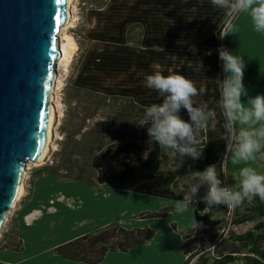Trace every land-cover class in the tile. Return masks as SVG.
Here are the masks:
<instances>
[{
    "label": "crops",
    "instance_id": "0c3cea01",
    "mask_svg": "<svg viewBox=\"0 0 264 264\" xmlns=\"http://www.w3.org/2000/svg\"><path fill=\"white\" fill-rule=\"evenodd\" d=\"M90 16L93 27L89 33L93 44L77 71L75 85L108 94L132 96L137 102L150 106L161 103L162 98L156 91L144 86V77L154 71V66L164 75L170 71L179 73L190 79L197 89L201 86L205 88V92L194 100L197 104L207 103L210 109L216 111V131L206 132V144L198 148L203 151L201 158H185L177 166H168L160 178L155 179L159 183L166 180L172 186V192L166 196L154 190L153 193L148 192L143 187L147 182L143 170L159 168L163 159L162 148L149 140L147 126L141 128L140 141L115 142L96 154L93 166L98 175L93 183L83 180L60 181L54 175L36 173L25 200L16 204L13 211L23 248L2 249L0 261L3 263L88 264L67 259L55 252V248L74 239V236L67 238V234L77 228V236H80L111 225L117 217L119 221V217L124 216L121 211L135 213L144 210V206L139 204L140 200L158 202L165 199L164 207L175 205L183 199V195L173 188L177 178L188 176L191 170L201 171L219 163L226 144L221 139L224 121L217 107L220 91L215 82L218 77L221 79L222 61L215 46L220 39L219 26L228 17L230 23L221 39L222 46L233 54L243 56L246 62L243 83L247 95L251 93L253 96L252 88L257 93L264 89V34L254 31L250 17L246 14H226L224 10L214 8L210 0H123L120 3L110 0L103 8L91 10ZM112 19L117 26L111 37L109 33L104 35L106 28L103 24ZM135 24H141L144 28L139 45L127 40L128 28ZM185 113L187 110L181 109L180 115ZM103 157L106 159L105 164L101 161ZM150 164H153L152 168ZM105 172L109 177L103 178ZM129 183L136 184L135 188ZM66 186H72L73 189L69 187L72 190H66ZM79 190L90 196V204L85 207L78 205L71 210L65 197L77 198L81 195ZM186 190L187 187L183 193ZM204 195V192L198 193L196 197L200 198L199 203L186 212L175 211V217L171 216L174 218L168 222L169 233L180 235L182 242V233L194 228H219L225 218L226 206L205 209L207 205L201 199ZM255 201L251 205L245 201L235 207L239 213L231 221L235 228L239 223L241 226L249 222L242 233L233 228L229 236V240L237 243L248 242V248L243 252L207 258L204 264H264V202L258 197ZM133 204L135 206L132 207ZM247 206L249 210H244ZM149 209L156 210L157 206ZM247 216L250 219H246ZM134 227L144 226L126 228ZM159 234L128 251H109L99 264H172L170 258H164L169 255L167 243L156 241ZM181 251L187 257L182 247Z\"/></svg>",
    "mask_w": 264,
    "mask_h": 264
},
{
    "label": "clouds",
    "instance_id": "9594fccd",
    "mask_svg": "<svg viewBox=\"0 0 264 264\" xmlns=\"http://www.w3.org/2000/svg\"><path fill=\"white\" fill-rule=\"evenodd\" d=\"M210 2L214 8L224 10L226 14L248 15L254 31L264 34V0ZM222 33L223 29L221 39L225 36ZM217 51L224 73L223 79H215L220 91L217 107L224 121L221 136L226 144L224 161L231 158L233 164H247L255 161L257 154L264 151V94L248 96L247 103L242 102L241 97L247 96L243 83L246 62L243 56L233 54L225 46H220ZM143 83L162 98L161 103L146 106L143 118L137 123L147 126L149 140L163 149L172 150L182 161L185 158H201L203 151L198 150L202 143L201 134L209 130L215 132L217 126L216 111L210 109L207 103L197 104L194 100L205 92V88L201 86L197 89L190 79L179 73L170 71L164 75L155 66L154 71L144 77ZM181 109L187 110L190 121L181 118ZM219 175L215 164L207 166L203 171L194 172L192 183L183 193V199L175 204V211L183 213L194 207L199 190L205 186L206 192L201 198L207 205L205 209L220 205L233 209L245 201L254 204L257 197L264 202V174L252 167H242L239 171L240 187L236 191L221 186Z\"/></svg>",
    "mask_w": 264,
    "mask_h": 264
},
{
    "label": "water",
    "instance_id": "95a60500",
    "mask_svg": "<svg viewBox=\"0 0 264 264\" xmlns=\"http://www.w3.org/2000/svg\"><path fill=\"white\" fill-rule=\"evenodd\" d=\"M69 16V0H0V236L27 164L48 150L58 33Z\"/></svg>",
    "mask_w": 264,
    "mask_h": 264
},
{
    "label": "trees",
    "instance_id": "16d2710c",
    "mask_svg": "<svg viewBox=\"0 0 264 264\" xmlns=\"http://www.w3.org/2000/svg\"><path fill=\"white\" fill-rule=\"evenodd\" d=\"M133 26L128 29V40L131 38ZM220 32L219 29V37ZM223 78L224 73L221 75V79ZM70 89L73 92L69 93L67 100L68 125L64 129L65 136L61 147L53 163L41 167L38 174L48 173L61 180L93 183L97 175L93 160L98 152L115 142L141 140L142 126L137 123L143 118L146 106L132 96L108 94L75 84ZM181 118L190 121L188 113L181 115ZM201 140L199 147L206 144V132L201 134ZM161 155L162 158L167 157L166 149L162 148ZM163 213L160 209L148 212L147 217H157ZM219 228L204 229L205 236L200 238L193 233L194 229L182 233L181 247L187 256L184 264H190L197 254H204L213 245L217 256L243 252L248 248V242L219 240ZM155 234V230L150 227L126 228L120 224L109 225L97 232L86 233L58 245L55 252L67 259L99 264L109 251H128ZM0 243V251L5 248L21 250L23 241L18 225L17 229H6ZM192 248H197V251ZM0 264L6 263L0 261Z\"/></svg>",
    "mask_w": 264,
    "mask_h": 264
},
{
    "label": "rangeland",
    "instance_id": "374dc122",
    "mask_svg": "<svg viewBox=\"0 0 264 264\" xmlns=\"http://www.w3.org/2000/svg\"><path fill=\"white\" fill-rule=\"evenodd\" d=\"M109 1L110 0H73V4L71 7V10H72L71 22L69 24H66L63 27H61V29L58 33L60 36L61 47H62L63 42L68 43L69 38H72L74 40L75 48L73 49V51L71 53V57H70L69 61L64 60L63 63L61 64L60 61L62 58H60L58 60V79H57V86H56V89L54 91V93L55 92L56 93L54 94V98H53V104L55 106V117H54V121H53V125H52V137H51V142H50L51 146L49 147V150L47 151L46 155L40 160V162H34V163H28L27 164L26 174L24 177L23 192H22L21 197L18 199L17 204L18 203L21 204L25 200L26 195L28 194L29 190L32 187V181L36 177L35 175H36V173H38L39 169L41 167H43L44 165L52 164L57 151L61 147V142L63 141L64 136H65L64 129L67 128V125H68L67 118H69L68 117L69 103L67 101L68 95H69V93L71 94L73 92V90H71L70 87L74 84V80H75V76L77 74V71H78L82 61L86 57L87 53L89 52L90 47L93 44L91 33H89L90 29L93 27V21H92V18L90 16V11L93 9L103 8L105 5L108 4ZM115 2L120 3V2H123V0H113V3H115ZM229 18L230 17H228L225 20V22L219 26V29L221 30V32L223 29V33H222L223 35L226 32V28L228 27V24L230 23ZM116 26H117V24L113 22V19L111 20V22L104 23L103 27L106 28V33L104 35L109 33L110 36L112 37L113 31L116 28ZM143 34H144L143 26L141 24H135L133 26L131 32H130L131 38H130V40H128V39L127 40H128V42L139 45L142 43ZM219 40L215 46L216 48H219L220 46H222L221 38ZM222 73H223V69L221 68V75H222ZM252 93H253L252 94L253 96L261 95V94H264V89H260L259 93H257L255 91V89L252 88ZM250 94L247 95V98L245 96L243 98L242 102H244L246 104L248 96H251ZM169 150L170 149H166L167 157H164L163 159H161L162 165L159 168H157V169H144L143 170L144 177L147 181L145 183V185H143V187L148 192L153 193V190H154V192L157 191L158 193H161L164 196L170 195V193L172 192V190H171L172 186L166 180H162L161 183L155 182V179H159L163 170L166 169L168 166L174 167V166H177V165L183 163V161L177 156V154L175 152H173L172 150H170V151ZM225 152H226V150H225ZM225 152L223 153L221 159L219 160V163L216 165L217 166V172L220 173L219 178L222 180L221 186L231 187L233 191L239 190V187H240L239 171L242 167H252L257 172L264 174V151L257 154V158L255 161H250L247 164H245L243 162L233 164L231 161V158H226L224 161ZM112 156H111V158H112ZM101 161L103 164H105L106 163L105 157H103V159ZM196 163H197V161H196ZM223 163H224V166H223ZM222 166H223V171H221ZM150 167L152 168L153 164H150ZM203 170H201V171H203ZM109 172H111V171H109ZM112 172L114 174V170H112ZM194 172H196V171L191 170V171H189L190 174L188 176H186L184 178H177L176 181L174 182L173 188L178 193H180V195L181 194L183 195L185 187H187V189H188V186L192 183V178L194 176ZM41 175H52V174L41 173ZM97 175H98V172H97ZM97 175H96V178L93 179L94 180L93 182H95V180L97 179ZM106 177H109V176H107V174L105 172V176H103V178H106ZM119 177H121V176H119ZM66 181H68V180H66ZM68 185H72V184H68ZM129 185H131V187L136 186V184L134 185L132 183H129ZM69 187H71L73 189L72 186H66V190L71 189ZM81 190H79L81 195L77 198H74V197L69 198L67 196L65 197V201L67 202V204L69 205L71 210H73V207L75 208L78 205H82L85 207L87 204L88 205L90 204V200H89L90 196H87V194L82 192ZM201 192H204V193L206 192V186L202 187L199 190L200 194H201ZM179 198H181V197H179ZM75 199L77 201H75ZM199 202H200V200H199ZM199 202H196L195 205ZM255 202L256 201H254V203ZM163 203H165V199H163L162 201H158V202H154L153 200H140L139 204L144 206V210H141V211L135 212V213H127V210L121 211V214L124 216L119 217L120 218L119 221L117 220L118 217L116 216L117 217L116 220H114V222L111 225L122 223L126 227H128V226L129 227L144 226V227H150L151 228V226H152V229H154L156 233L160 232L159 236H157L156 241L161 242V243H167L166 248H167V252L169 253V255H168V257L164 256V258H166V260L168 258H170V260L172 261V264H183V261H184V259L186 260V257L183 255V253L181 251L180 245L182 243V238L179 237L180 235H177V234L171 235L168 231V228H169L168 222H171V220L175 217V215H174L175 214V205H173V206L172 205H169V206L166 205V207H164ZM248 205H251V204L248 203ZM133 206H135V205L133 204L132 207ZM142 206H138V207H142ZM156 206H157L156 210L149 209V208L154 209V208H156ZM14 209H15V207H13L10 211L9 217H8L7 222H6L4 229H3V233H1V236H0V242H1L2 236L4 234V231L6 229H8L10 227L17 229V223L15 222V220H14L15 218L13 215ZM141 209H143V208H141ZM160 209L162 210V212H164L162 215L157 216V217H147L148 212L159 211ZM226 209H227V207H226ZM226 209H224V210L226 211ZM244 210H249V207L247 206ZM237 213H239V211L236 208L227 209V211L225 213V218L220 225L221 228H219V230H218L219 240L229 239V236H231V234L233 233V230H234L233 228H235L234 225L232 226L231 221L235 220ZM249 214H251V213H249ZM249 214L247 213L246 215H249ZM171 216H174V217H171ZM247 218H249V216H247L246 219ZM73 220H74V218H73ZM244 221L245 220H243L242 222H244ZM76 222H77V220H76ZM246 224H249V222ZM246 224L242 223V225L240 226V223H239L237 225V227L235 228L236 230H234V231H236V232L238 231L239 233H242L243 229L246 228ZM96 227H98V225ZM103 228H104V226L93 231V232H97L98 230H101ZM78 230L79 229L77 228V230H75L77 232L74 231V232H71V234H67V238H71V236H74L76 238V236L79 234ZM93 232H90V233H93ZM193 233L197 235V238L205 236L204 229L194 228ZM154 236H156V235H154ZM192 250L197 251V248L196 249L192 248ZM111 251H113V250H111ZM163 253H165V252H163ZM217 257H220V256H217L214 253V246H211L210 249H207V251L204 254H202V253L197 254L192 259L190 264H195V263L196 264H201V263L204 264V261L207 258H217ZM228 257H232V255H228Z\"/></svg>",
    "mask_w": 264,
    "mask_h": 264
},
{
    "label": "bare ground",
    "instance_id": "6f19581e",
    "mask_svg": "<svg viewBox=\"0 0 264 264\" xmlns=\"http://www.w3.org/2000/svg\"><path fill=\"white\" fill-rule=\"evenodd\" d=\"M69 2H70V16H69V22L67 24H69L71 22V18H72L71 7H72V4H73V0H69ZM74 48H75V44H74V40L72 38H69L68 43H64V42L62 43L61 49H62V56L63 57L62 56L60 57V58H62L61 61H60L61 64L63 63L64 60H66V61L70 60L71 53H72ZM57 79H58V75L57 76L55 75L54 91H55L56 86H57ZM53 98H54V96H53ZM54 117H55V106L53 104V108H51L50 123H49V128H48V142H47L48 150H49V147L51 146L50 142H51V137H52V125H53ZM48 150L44 151L43 155L41 156V159L46 155ZM23 187H24V185H22V189L19 192V197L18 198H20L21 195H22Z\"/></svg>",
    "mask_w": 264,
    "mask_h": 264
},
{
    "label": "built area",
    "instance_id": "2783aa9c",
    "mask_svg": "<svg viewBox=\"0 0 264 264\" xmlns=\"http://www.w3.org/2000/svg\"><path fill=\"white\" fill-rule=\"evenodd\" d=\"M195 200H196V202H199L200 199H199V197H196Z\"/></svg>",
    "mask_w": 264,
    "mask_h": 264
}]
</instances>
